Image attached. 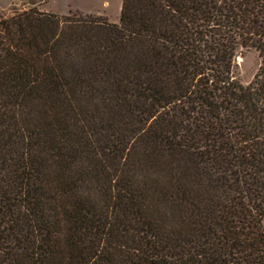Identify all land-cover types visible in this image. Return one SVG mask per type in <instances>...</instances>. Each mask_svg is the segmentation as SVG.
Here are the masks:
<instances>
[{
  "label": "trees",
  "instance_id": "16d2710c",
  "mask_svg": "<svg viewBox=\"0 0 264 264\" xmlns=\"http://www.w3.org/2000/svg\"><path fill=\"white\" fill-rule=\"evenodd\" d=\"M263 217L264 0L0 17V264H264Z\"/></svg>",
  "mask_w": 264,
  "mask_h": 264
},
{
  "label": "rangeland",
  "instance_id": "374dc122",
  "mask_svg": "<svg viewBox=\"0 0 264 264\" xmlns=\"http://www.w3.org/2000/svg\"><path fill=\"white\" fill-rule=\"evenodd\" d=\"M122 0H0V17L8 15L10 8L35 6L39 10L53 12L59 16L70 13L89 14L106 17L109 21H118ZM238 75L243 83L253 76L258 58L254 51H246L237 58ZM264 229V217L262 219Z\"/></svg>",
  "mask_w": 264,
  "mask_h": 264
}]
</instances>
